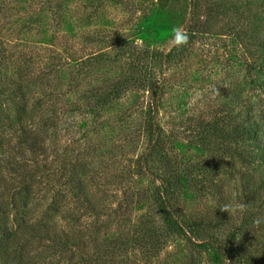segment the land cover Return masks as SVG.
Here are the masks:
<instances>
[{
  "label": "rangeland",
  "instance_id": "rangeland-1",
  "mask_svg": "<svg viewBox=\"0 0 264 264\" xmlns=\"http://www.w3.org/2000/svg\"><path fill=\"white\" fill-rule=\"evenodd\" d=\"M0 2V38L9 42V53L14 54L2 60L0 70L12 71L17 78L16 71L32 68L41 72V80H48L47 86L45 82L27 85L25 97L10 88L0 89V109L9 112L8 118L0 121V142L16 127L19 113L36 117V121L46 117L51 122L43 133L45 151L28 152L27 167L34 177L26 178L31 186L26 199L20 201L18 215L31 222L59 221L74 227L72 220H62L58 214L70 210L77 215V233L82 236L54 254L42 243H34L43 253L37 261L98 264L71 263L69 255L90 247L88 235L101 239L123 234L131 238L136 222L148 215L161 224L149 196L139 203L122 199L141 187L150 192L155 184L150 176L134 170L136 156L151 142L144 130L149 94L146 83L124 85L99 106L90 97L93 85L102 83V91L112 84L109 81L122 76L124 67L118 59L121 45L150 53L173 50V59L165 62H153L150 56L147 73V77L158 78L161 86L157 118L169 155L167 163L192 166L196 174L202 160L217 168L204 179L208 195H191L189 187L181 196L179 201L187 213L200 221L211 220L208 211L216 204L218 191L226 194V202L232 192L241 201L237 172L251 165L237 159L234 152L220 155L218 149L241 145L231 129L237 125V99L254 102L258 110L264 107V82L260 85L261 79L264 81V0ZM177 26L189 35L188 43L180 47L170 35ZM22 50L27 60L16 56ZM97 52L102 57L94 63L92 56ZM254 77L257 80H252ZM10 154V148L0 146V168ZM73 164V170L66 166ZM70 175L87 182L97 210L77 207L76 185L64 182ZM240 217L242 213L232 217L233 226ZM224 224L218 225L225 229ZM166 240L151 264H186L190 251L186 239L168 234ZM133 245L107 256L101 264H142L143 257ZM192 259L194 264H209L203 254Z\"/></svg>",
  "mask_w": 264,
  "mask_h": 264
},
{
  "label": "trees",
  "instance_id": "trees-1",
  "mask_svg": "<svg viewBox=\"0 0 264 264\" xmlns=\"http://www.w3.org/2000/svg\"><path fill=\"white\" fill-rule=\"evenodd\" d=\"M1 20L2 16L0 27H3ZM7 45L9 42L0 38V64L2 60H6L5 58L14 55L9 53ZM26 53L29 55L28 51ZM95 54L92 61L97 63L102 53ZM24 55L23 50L16 53V56H22L18 59L27 60V56ZM118 56L124 67L122 76L109 81L112 84L108 85V88H103L104 92L101 91L102 83L93 85L91 87L93 95L90 97L95 101V105L99 106L111 100L124 85L132 84L139 87L146 83L149 94L144 130L150 136L151 142L136 156L134 170L139 175L150 176L155 184L150 192L141 187L136 193L129 192L131 195L124 193L125 197L122 199L125 203L133 202L134 199L139 203L149 196L158 211L161 224L155 223L154 218L148 215L147 218L136 222L131 238L123 234L101 239L88 235L90 247L69 255V261L71 263L91 261L101 264L107 256L111 258L127 251L129 243H132L143 257H141L143 263L151 264V259L156 257L165 245L168 234H173L184 237L187 241L190 251L186 264H194L192 256L199 254L206 255L209 264H264V107L258 110L254 102L246 98L237 99L235 107L237 125L231 129L241 145L227 144L222 150L218 149L220 155L227 154L228 151L234 152L237 159L251 165L250 169L237 172L241 201L249 205L248 210L242 213L238 225L233 226V216L230 217L227 212L220 210L226 203V194L218 191L216 204L208 211L211 220L200 221L187 213L179 199L187 193L189 187H192L191 195H208L204 179L217 169L216 165L211 161L202 160L198 165L197 174L193 172L192 166L182 165L177 161L168 165L169 155L161 139L162 127L157 118L161 86L158 78L152 75L147 77L149 57H152L153 62L157 60L165 62L173 59V50L140 52L135 46L125 44L119 47ZM12 73L0 70V89L10 88L15 90L16 94L25 97L24 88L30 83L40 86L45 82V85H48V80H41L39 70L31 68L21 73L16 71L17 78H13ZM254 79L255 77L252 80ZM263 82L261 79L260 85ZM8 114V111L0 109V121L2 118L7 119ZM29 116V114L22 116L19 113L16 127H13L11 134L0 142V146L6 145L13 153L2 161L0 168V264H54L53 260H36L43 256V253L37 250L34 243H42L54 254V250L67 248L68 244L77 243L82 237L77 233V215L70 210H61L58 214L62 220H72L74 227L59 221L31 222L23 218L22 214L18 215L20 201L26 199L31 186L26 183V178L34 177L27 167L30 159L28 152L45 151L43 133H46L47 126L51 125L46 117L36 121L34 120L36 117ZM35 125L45 126L46 129L42 130ZM66 166L69 170L75 168L74 164ZM223 166L227 164L224 162ZM24 174L25 176L21 178L20 175ZM79 178L74 179L70 175L64 179V182L76 185L77 207L91 206L97 210L86 188L87 182L79 181ZM256 218L262 220L259 226L253 223ZM218 224H224L226 228L223 229Z\"/></svg>",
  "mask_w": 264,
  "mask_h": 264
},
{
  "label": "clouds",
  "instance_id": "clouds-1",
  "mask_svg": "<svg viewBox=\"0 0 264 264\" xmlns=\"http://www.w3.org/2000/svg\"><path fill=\"white\" fill-rule=\"evenodd\" d=\"M171 38L175 40L176 46L180 47L188 43L189 41V35L184 29L180 26L174 27L171 29ZM226 192V189L224 190ZM249 205L245 202H242L237 199V193L232 192L231 198L228 200V202L224 203L220 210L223 212H227L230 217L236 215L237 213H244L248 210ZM253 223L256 226H259L262 223L261 218L254 219Z\"/></svg>",
  "mask_w": 264,
  "mask_h": 264
}]
</instances>
